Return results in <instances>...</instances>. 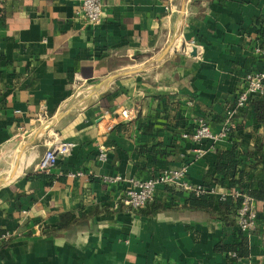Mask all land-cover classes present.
I'll use <instances>...</instances> for the list:
<instances>
[{"label": "crops", "instance_id": "crops-1", "mask_svg": "<svg viewBox=\"0 0 264 264\" xmlns=\"http://www.w3.org/2000/svg\"><path fill=\"white\" fill-rule=\"evenodd\" d=\"M101 1L102 21L90 26L80 0H0V232L21 233L0 247V264H264V201L253 199L248 232L188 208L164 185L153 199L163 208L152 214L122 202L129 179L162 167L187 166L189 183H209L219 151L233 145L243 187H264L261 97L236 114L228 137H182L198 116L218 132L243 74L264 68L255 51L264 0ZM191 41L199 50L182 53ZM119 107L135 116L100 118ZM56 136L73 144L69 153L35 172ZM242 241L248 254L230 260L224 246Z\"/></svg>", "mask_w": 264, "mask_h": 264}, {"label": "built area", "instance_id": "built-area-1", "mask_svg": "<svg viewBox=\"0 0 264 264\" xmlns=\"http://www.w3.org/2000/svg\"><path fill=\"white\" fill-rule=\"evenodd\" d=\"M101 0H80L77 14L82 20L90 25L96 26L102 21L103 7ZM199 50L200 46L196 45L194 41L187 43L184 48H181V52L184 54L191 53L192 49ZM257 54L264 58V44L259 45L255 49ZM75 82L81 81L78 77H75ZM264 96V68L257 71H246L242 77V86L236 92L233 101L226 107L224 112L221 128L218 132L213 133L206 120L203 117H196L194 119V127L190 133H182V137L190 138L194 142H201L204 139H221L226 138L230 134L233 128V118L241 111L251 97H263ZM135 116V110L119 107L113 112L108 109H102L100 112V118L112 120L113 123L118 120L126 121L131 120ZM112 128V125H105L103 135H100L97 139V159L100 163H103L107 159L108 147L101 141V137L106 136ZM73 144L69 141L60 140L58 136L54 137L47 143L46 148L42 155L39 157L37 163L34 166V170L37 173H49L52 167H54L59 160L67 153H69ZM194 153L199 156L203 153V149L200 147L194 148ZM81 171L70 173L71 176L81 175ZM187 166L174 167H162L156 173L150 175L147 178L133 177L129 179V188L125 191L124 198L122 200L126 208L131 210H137L144 208L147 203L154 199L155 190L158 185L173 186L181 191H191L195 195H202L209 192L211 195L216 196L219 200H225L227 197L237 198L241 197V204L237 210L236 224L237 228L241 232H248L255 224L257 218V212L255 208L254 200L246 193H241L235 188H218V187H206L203 184H191L186 180ZM121 178L119 176L105 177L106 182H117ZM21 233L17 230H2L0 232V247L10 241L17 238ZM230 256H236L234 252H228Z\"/></svg>", "mask_w": 264, "mask_h": 264}, {"label": "trees", "instance_id": "trees-1", "mask_svg": "<svg viewBox=\"0 0 264 264\" xmlns=\"http://www.w3.org/2000/svg\"><path fill=\"white\" fill-rule=\"evenodd\" d=\"M259 30L262 34L263 30ZM254 103L258 108H261L264 111V96L259 100H254ZM145 128L149 131L151 126L149 125ZM156 153H158L157 155L159 157L165 154L162 150L157 151ZM239 162V157L236 155V148L234 145L229 150L219 151L215 163V175L209 183H203V185L206 187L236 188L242 194L246 193L255 200L264 201V187L262 185L257 183L256 186H254L252 182H248V184L243 187V180L246 174L238 167ZM166 189L170 192L172 199L184 197L188 208L213 213L214 215H217L223 223L230 225L235 224L237 210L241 204V197H227L225 200H219L209 192L202 195H195L191 191L175 190L172 186H166ZM160 208L163 207L152 200L147 203L144 208L138 209L137 212L140 214H152ZM66 219L67 217L61 216V226L65 225ZM224 249L226 252H234L236 254V256H231L229 258L232 261L243 258L248 254L245 241L230 247L224 246Z\"/></svg>", "mask_w": 264, "mask_h": 264}, {"label": "bare ground", "instance_id": "bare-ground-1", "mask_svg": "<svg viewBox=\"0 0 264 264\" xmlns=\"http://www.w3.org/2000/svg\"><path fill=\"white\" fill-rule=\"evenodd\" d=\"M17 169V168H16ZM7 172V171H6ZM9 172V171H8ZM14 175V174H13ZM6 178V177H5ZM4 181V180H3Z\"/></svg>", "mask_w": 264, "mask_h": 264}, {"label": "water", "instance_id": "water-1", "mask_svg": "<svg viewBox=\"0 0 264 264\" xmlns=\"http://www.w3.org/2000/svg\"><path fill=\"white\" fill-rule=\"evenodd\" d=\"M192 54H193V52H192Z\"/></svg>", "mask_w": 264, "mask_h": 264}]
</instances>
